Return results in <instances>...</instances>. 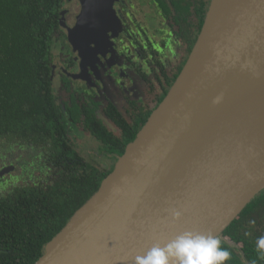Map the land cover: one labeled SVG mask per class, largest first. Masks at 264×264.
<instances>
[{
  "label": "water",
  "instance_id": "obj_1",
  "mask_svg": "<svg viewBox=\"0 0 264 264\" xmlns=\"http://www.w3.org/2000/svg\"><path fill=\"white\" fill-rule=\"evenodd\" d=\"M112 11L82 0L69 30L81 56L101 46ZM263 191L264 0H211L168 94L35 264H136L185 233L225 240Z\"/></svg>",
  "mask_w": 264,
  "mask_h": 264
},
{
  "label": "trees",
  "instance_id": "obj_2",
  "mask_svg": "<svg viewBox=\"0 0 264 264\" xmlns=\"http://www.w3.org/2000/svg\"><path fill=\"white\" fill-rule=\"evenodd\" d=\"M64 2L0 0V140H13L12 145L21 149H37L42 172L38 181L0 196V264H35L43 256L46 245L97 193L182 70L178 68L162 84L160 95L140 104L127 101L123 112L111 101L102 115L97 107L77 104L68 78L64 79L68 99L60 101L54 88L53 51ZM210 2L203 0L201 13H195L198 20L193 36L188 34V53ZM171 4L177 18L181 8L173 0ZM180 18L186 37L189 14ZM77 126L100 142L105 163L86 159L77 149L71 137ZM10 176L0 177V182L9 181ZM223 235L221 246L231 253L224 264H264V251L257 248V240L264 236V191Z\"/></svg>",
  "mask_w": 264,
  "mask_h": 264
},
{
  "label": "flooded vegetation",
  "instance_id": "obj_3",
  "mask_svg": "<svg viewBox=\"0 0 264 264\" xmlns=\"http://www.w3.org/2000/svg\"><path fill=\"white\" fill-rule=\"evenodd\" d=\"M173 1L181 8V15L189 14L186 37L181 33L185 22L180 14L176 18L171 0H145L152 20L160 25L155 28L149 22L148 32L145 29L148 20L141 19L143 7L139 0H113L112 15L105 23L101 46H91L83 57L69 40V30L76 27L82 12V0H65L63 22L57 37L61 48L55 59L53 75L54 88L55 78L59 77V88L55 93L61 96L60 101L68 99L66 78L76 103L97 107L96 112L100 115L110 101L123 112L128 106L127 101L140 104L160 95L162 84L165 85L178 68L183 69L196 44L197 40L188 53V34L193 36L194 23L198 20L196 14L201 13L203 2Z\"/></svg>",
  "mask_w": 264,
  "mask_h": 264
},
{
  "label": "rangeland",
  "instance_id": "obj_4",
  "mask_svg": "<svg viewBox=\"0 0 264 264\" xmlns=\"http://www.w3.org/2000/svg\"><path fill=\"white\" fill-rule=\"evenodd\" d=\"M77 1V0H75ZM135 1V0H133ZM143 7L142 17L143 20H148L146 31H149V22L155 28L160 27L157 21L152 20L149 7L145 6V0H139ZM135 4V3H134ZM159 30V29H158ZM156 40L159 37H155ZM60 43L55 42L53 54L55 57L59 55ZM128 86H131L130 84ZM59 88V77L55 78V90ZM73 142L81 154L89 160L98 163H105L107 161L100 151V142L96 140L89 133L82 130L80 126L74 127L71 133ZM13 140H0V173L3 176H10L7 182H0V196H5L13 191L15 188L21 187L26 184H31L41 178L40 160L38 161L37 149H21L19 146L12 145Z\"/></svg>",
  "mask_w": 264,
  "mask_h": 264
},
{
  "label": "clouds",
  "instance_id": "obj_5",
  "mask_svg": "<svg viewBox=\"0 0 264 264\" xmlns=\"http://www.w3.org/2000/svg\"><path fill=\"white\" fill-rule=\"evenodd\" d=\"M257 248L264 251V236L257 240ZM230 256L214 235L185 233L165 248L153 247L144 256L137 257L136 264H171L170 257L178 264H224Z\"/></svg>",
  "mask_w": 264,
  "mask_h": 264
}]
</instances>
